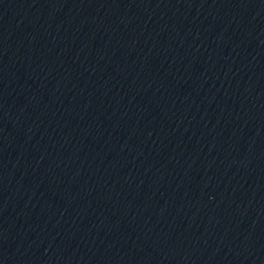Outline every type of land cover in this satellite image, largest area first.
I'll return each instance as SVG.
<instances>
[{"label":"water","instance_id":"1","mask_svg":"<svg viewBox=\"0 0 264 264\" xmlns=\"http://www.w3.org/2000/svg\"><path fill=\"white\" fill-rule=\"evenodd\" d=\"M0 264H264V0H0Z\"/></svg>","mask_w":264,"mask_h":264}]
</instances>
